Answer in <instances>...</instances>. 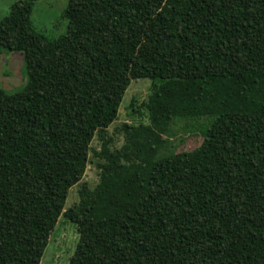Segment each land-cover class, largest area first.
Wrapping results in <instances>:
<instances>
[{"label": "trees", "instance_id": "16d2710c", "mask_svg": "<svg viewBox=\"0 0 264 264\" xmlns=\"http://www.w3.org/2000/svg\"><path fill=\"white\" fill-rule=\"evenodd\" d=\"M34 3L0 22V55L21 52L29 77L0 88V264H41L62 215L80 234L69 264H264V0H69L55 38ZM138 79L149 122L115 147ZM178 122L199 146L174 149Z\"/></svg>", "mask_w": 264, "mask_h": 264}, {"label": "rangeland", "instance_id": "374dc122", "mask_svg": "<svg viewBox=\"0 0 264 264\" xmlns=\"http://www.w3.org/2000/svg\"><path fill=\"white\" fill-rule=\"evenodd\" d=\"M16 1L18 0H0V22L9 14L11 5ZM68 3L69 0H35L32 12L35 28L51 38L65 35L68 30V19L64 17V12ZM28 79L24 55L19 51L4 50L0 55V88L8 92H16L26 86ZM150 89L151 81L148 79L132 81L124 95L118 118L108 129L109 135L114 139L113 146L120 147L124 142L123 123L149 122L147 111L137 107L141 113L139 111L136 113L130 108V103L134 98L138 99V104L147 99ZM202 119L210 120L209 117H202ZM174 130L175 135L171 137V140L175 150H192L201 144L203 137L200 134L191 133L182 122L175 124ZM92 146L97 149L101 147L98 137L93 140ZM90 155L93 156V153L91 152ZM98 180V169L94 163H91L82 182H87L93 187ZM79 188L80 184H77L70 189L66 208L78 202ZM79 237L77 225L62 215L50 237L41 264H69Z\"/></svg>", "mask_w": 264, "mask_h": 264}]
</instances>
